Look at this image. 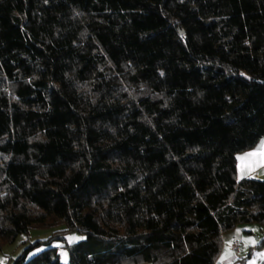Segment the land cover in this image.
<instances>
[{
    "label": "trees",
    "instance_id": "1",
    "mask_svg": "<svg viewBox=\"0 0 264 264\" xmlns=\"http://www.w3.org/2000/svg\"><path fill=\"white\" fill-rule=\"evenodd\" d=\"M263 137L264 0H0V250L53 229L12 264H215Z\"/></svg>",
    "mask_w": 264,
    "mask_h": 264
},
{
    "label": "crops",
    "instance_id": "2",
    "mask_svg": "<svg viewBox=\"0 0 264 264\" xmlns=\"http://www.w3.org/2000/svg\"><path fill=\"white\" fill-rule=\"evenodd\" d=\"M237 168L240 178L252 177L264 180V137L253 149L238 155ZM263 233V229L257 223L240 225L226 232L223 236L222 249L215 264H257L259 257L264 259V246L256 247L263 237ZM235 241L239 242L238 252L231 248Z\"/></svg>",
    "mask_w": 264,
    "mask_h": 264
},
{
    "label": "rangeland",
    "instance_id": "3",
    "mask_svg": "<svg viewBox=\"0 0 264 264\" xmlns=\"http://www.w3.org/2000/svg\"><path fill=\"white\" fill-rule=\"evenodd\" d=\"M53 229L47 230H32L29 239L25 235H20L15 243L8 244L0 250V262L2 264H12L14 259L19 256V254L26 248L30 243L35 242L39 239H46L48 238ZM70 238H83L81 234L78 233H70L66 235V239H63V236H59L58 239H55L53 244L54 246H65L67 242L72 243L74 241H79L81 239H70ZM28 239V242H23L24 240ZM44 246H39L31 250L30 257L40 252ZM61 256V264H70V258L68 249L66 247H62L60 250Z\"/></svg>",
    "mask_w": 264,
    "mask_h": 264
},
{
    "label": "built area",
    "instance_id": "4",
    "mask_svg": "<svg viewBox=\"0 0 264 264\" xmlns=\"http://www.w3.org/2000/svg\"><path fill=\"white\" fill-rule=\"evenodd\" d=\"M231 248L238 252L239 251V242L238 241H235L232 245H231ZM257 264H264V259L262 257H259L258 258V263Z\"/></svg>",
    "mask_w": 264,
    "mask_h": 264
},
{
    "label": "snow or ice",
    "instance_id": "5",
    "mask_svg": "<svg viewBox=\"0 0 264 264\" xmlns=\"http://www.w3.org/2000/svg\"><path fill=\"white\" fill-rule=\"evenodd\" d=\"M70 239H82V238H70Z\"/></svg>",
    "mask_w": 264,
    "mask_h": 264
}]
</instances>
